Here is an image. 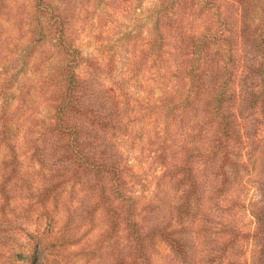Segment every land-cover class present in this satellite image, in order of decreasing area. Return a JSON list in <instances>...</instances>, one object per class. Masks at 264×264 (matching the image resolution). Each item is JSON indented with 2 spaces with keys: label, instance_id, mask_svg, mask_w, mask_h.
Listing matches in <instances>:
<instances>
[{
  "label": "trees",
  "instance_id": "obj_1",
  "mask_svg": "<svg viewBox=\"0 0 264 264\" xmlns=\"http://www.w3.org/2000/svg\"><path fill=\"white\" fill-rule=\"evenodd\" d=\"M10 1L0 0V264H68L62 248L75 245L85 264H264V191L251 234L225 204L250 175L264 177L253 154L264 133V0H158L148 16L133 65L139 74L152 55L163 93L149 199L124 149L131 109L114 54L83 55L76 0H33L28 41L4 66V23L23 27ZM35 169L50 175L38 186ZM67 187L93 202L55 216Z\"/></svg>",
  "mask_w": 264,
  "mask_h": 264
},
{
  "label": "rangeland",
  "instance_id": "obj_2",
  "mask_svg": "<svg viewBox=\"0 0 264 264\" xmlns=\"http://www.w3.org/2000/svg\"><path fill=\"white\" fill-rule=\"evenodd\" d=\"M157 1L76 0L69 8L74 14L73 20L78 29L77 45L82 50L83 55L102 59L107 54H114L115 60H117L115 75L118 80L120 79L125 84L131 109L124 118V122L130 131L126 137L127 142L124 149L127 148L125 150L126 154L142 180L146 199H149L156 190L161 172L160 162L156 159L157 153L154 151L156 145L153 142L156 139L155 136L160 133L161 127H159V124L162 113L159 108H153V105L160 102L163 93L158 84L160 75L157 74L155 67H151L153 56L147 57V63L140 68L139 74L134 71L133 62H137L142 49L147 48L151 37V21L148 16ZM9 5L11 6L12 15L17 13L20 16L23 27L21 31H18L16 26L13 25V16L9 22L4 23L3 42L8 43L11 50L6 58L12 60L3 63L6 67L13 64V59L20 52L22 45L28 41L29 33L27 30L33 14V0H11ZM34 62L39 65V58H32L31 65ZM17 65V68H19L21 63L18 61ZM43 109H40L39 114L36 115L40 122L46 121ZM153 120L156 121L155 124L158 123L157 127L153 126ZM262 140H264V133L259 132V135L254 139L253 154L259 159L258 166L264 171V162L262 163L261 159L264 156V142ZM38 170L35 169L33 173L34 186H38L37 182L41 181V176H47L48 179L50 177V175H46V171L39 173ZM76 190L75 193H72L67 187L61 193L57 206L60 211L55 216L64 214V206H71L73 210L80 204L81 207L92 204L93 198H90L85 189L79 190L77 188ZM263 191L264 177L250 175L248 179L243 180V185L237 192L231 193L230 202L225 203L227 205L235 204L233 219L242 232L251 234L253 231L255 220L252 215V206L260 201ZM20 204H17L20 206L19 211L23 207ZM47 206L52 209L51 201ZM77 212H79L78 209ZM96 217V227L89 232L88 239L95 238L99 224L103 223V217L99 215ZM84 229V227L81 228L79 233H83ZM253 247L254 245L250 239L242 243V249L247 259L250 258ZM161 248L164 249L163 246ZM62 249L63 255L70 259L68 264H85L84 258L79 255L78 245L67 246ZM96 263L90 262L89 264Z\"/></svg>",
  "mask_w": 264,
  "mask_h": 264
}]
</instances>
